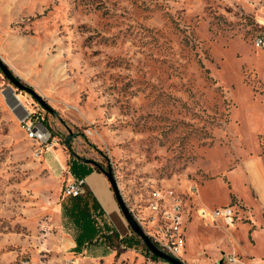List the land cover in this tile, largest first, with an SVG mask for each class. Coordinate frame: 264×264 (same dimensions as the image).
<instances>
[{
	"label": "rangeland",
	"instance_id": "1",
	"mask_svg": "<svg viewBox=\"0 0 264 264\" xmlns=\"http://www.w3.org/2000/svg\"><path fill=\"white\" fill-rule=\"evenodd\" d=\"M263 5L0 0V58L48 104L0 68V264H42L43 233L52 226L29 217L44 199L33 195L32 185L50 175L37 162L56 146L111 170L139 215L153 189L191 184L204 203L225 205L228 197L242 208L218 175L245 157L264 155V47L254 43L262 32L254 8ZM36 48L40 59L31 71ZM27 111L49 127L47 144L27 137L21 122ZM68 171L51 187L60 203L75 179ZM129 228L136 249L129 262L137 253L148 258ZM124 245L117 247L127 250ZM205 253L181 258L217 263Z\"/></svg>",
	"mask_w": 264,
	"mask_h": 264
},
{
	"label": "crops",
	"instance_id": "2",
	"mask_svg": "<svg viewBox=\"0 0 264 264\" xmlns=\"http://www.w3.org/2000/svg\"><path fill=\"white\" fill-rule=\"evenodd\" d=\"M254 9L263 29L264 5ZM35 46L38 47V44ZM30 59L28 65L32 71L38 67L37 62L40 59L38 48L32 52ZM50 151L53 152L47 153L37 162L42 169H47L50 175H47L45 181L32 185L33 195L42 194L44 199H40L41 205L29 213L31 218L37 217L40 220L45 218L44 223L52 226L51 231L43 233L42 243L46 251L42 264H64L68 260H74L75 264H143L144 261L148 264L149 257L142 253H137L129 262L128 256L136 254V249L133 248L135 245L127 246V242L122 238L128 237L130 225L119 206L107 175L94 164L87 162L90 172L85 176L86 190L83 195L89 193L95 197L103 209L105 220L113 229L103 227L94 238L97 240L96 244L83 245L76 249L78 231L64 225L62 203L56 201V195L51 192V187L56 188V176L63 168L68 167L70 175L76 178L70 167L73 159L61 147H53ZM218 176L225 177L224 185L229 182L233 195L239 199L243 207L236 209L228 203V197L225 205L204 203L200 200V190L196 184H191L187 188L175 187L186 197L191 186H197V192L187 200L189 206L184 216L186 242L181 257L188 261L193 258L201 259L202 256H206L205 251L208 249L217 262L223 259L227 264H264V155L255 153L245 157L234 167L222 170ZM227 205L235 208L232 223H228L223 217L202 218L197 213L199 207L212 209ZM98 218L97 226L103 225L105 220L102 216ZM102 233H108L111 237L106 241V238L101 236ZM108 243H114V246ZM123 243L128 249L120 251L117 245Z\"/></svg>",
	"mask_w": 264,
	"mask_h": 264
},
{
	"label": "built area",
	"instance_id": "3",
	"mask_svg": "<svg viewBox=\"0 0 264 264\" xmlns=\"http://www.w3.org/2000/svg\"><path fill=\"white\" fill-rule=\"evenodd\" d=\"M255 39V46L264 47V28ZM27 137L43 146L51 138L50 129L43 122L32 117V112L27 111L21 118ZM38 154V153H37ZM86 181L84 178H75L69 181L64 194L67 196H78L85 192ZM197 192V186L192 185L188 196H184L175 187L156 188L146 198V204L142 205V215L136 214L134 208H130L145 232L151 237L157 247L164 252L181 258V252L185 246L184 216L189 206L187 200ZM198 215L202 218L223 217L228 223L234 221L235 211L230 206L215 207L208 209L199 207ZM65 264H75L74 260H68ZM148 264H171L166 259L150 256ZM216 264H227L224 261Z\"/></svg>",
	"mask_w": 264,
	"mask_h": 264
},
{
	"label": "trees",
	"instance_id": "4",
	"mask_svg": "<svg viewBox=\"0 0 264 264\" xmlns=\"http://www.w3.org/2000/svg\"><path fill=\"white\" fill-rule=\"evenodd\" d=\"M67 144H70L69 141ZM71 153H73V151ZM72 159L73 160L70 166L72 173L76 178H84L90 172V167H88L87 164L88 162L86 163L85 158L80 156H76V158L73 157ZM96 168L102 172L104 171L102 166H96ZM62 211L64 225L67 228H74L78 231L76 234V249L82 247L83 245L96 244L97 240L94 238L97 236L100 230H103V227H106L107 229H113L112 226L105 220L103 215L104 212L99 202L89 193L78 196H67V198L62 201ZM100 216H102V219L105 220V223H103V225L97 226V222L99 221L98 217ZM101 236L105 237L106 241L111 237V235L108 233H102ZM129 239L131 238H122L123 241L127 242V246H133L134 243ZM137 239L140 242L141 247H143L145 251L150 254L148 247L145 245L139 235ZM108 244L111 245V243ZM152 256L157 257L154 254H152Z\"/></svg>",
	"mask_w": 264,
	"mask_h": 264
},
{
	"label": "water",
	"instance_id": "5",
	"mask_svg": "<svg viewBox=\"0 0 264 264\" xmlns=\"http://www.w3.org/2000/svg\"><path fill=\"white\" fill-rule=\"evenodd\" d=\"M0 68L5 73V75L12 82H14L19 88L27 89L45 107H48V104L45 102V100L33 88L25 85L22 82V80L12 71V69L2 61L1 58H0ZM85 160H86V162L92 163V164H94L97 167H101V164H99L95 160H91V159H85ZM103 172L107 175L108 179L111 182V185H112V187L114 189V193H115V196H116L117 201L119 203V206H120V208H121V210H122L125 218L127 219L130 227L143 240V242L145 243V245L148 247L149 251L152 254L156 255L157 257L166 259L171 264H188L182 258H180L178 256H174V255L168 254V253L164 252L163 250H161V249H159L157 247V245L153 242V240L151 239V237L145 232L144 228L142 227V225L140 224V222L137 220V218L135 217V215L131 211L130 207L126 204L124 198L120 194V191L118 189V185H117L116 179H115V177L113 175V172L111 170H104ZM218 262L219 263H222L223 262V259L219 260Z\"/></svg>",
	"mask_w": 264,
	"mask_h": 264
},
{
	"label": "bare ground",
	"instance_id": "6",
	"mask_svg": "<svg viewBox=\"0 0 264 264\" xmlns=\"http://www.w3.org/2000/svg\"><path fill=\"white\" fill-rule=\"evenodd\" d=\"M18 102V101H17ZM85 262V261H84ZM89 263V262H88Z\"/></svg>",
	"mask_w": 264,
	"mask_h": 264
}]
</instances>
